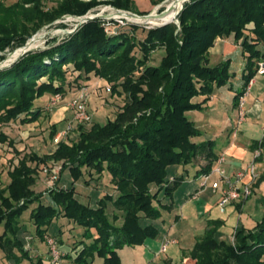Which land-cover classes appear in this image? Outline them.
<instances>
[{"label": "trees", "instance_id": "16d2710c", "mask_svg": "<svg viewBox=\"0 0 264 264\" xmlns=\"http://www.w3.org/2000/svg\"><path fill=\"white\" fill-rule=\"evenodd\" d=\"M151 1L156 6L167 0ZM100 5L125 11L136 7L133 0H62L57 8L44 11L43 0H19L11 6L0 2V52L14 42L23 47L62 15L82 16ZM179 20L180 32L167 25L142 31L137 42L129 30L138 27L94 19L63 40L53 39L46 49L28 52L11 67L0 69V125L35 123L43 112L37 100L44 95L65 97L98 79L105 81L112 96L126 100L113 121L93 124L79 134L77 143L62 140L52 154L24 156L9 173V185L0 190V251L7 264H44L42 257L31 256L26 240L44 251L50 239L56 240L62 258L73 264L95 260L122 264L118 251L159 236L153 222L162 218L163 211H171L172 204L162 202L172 201L184 180L170 179V168H186L202 158L206 164L195 178L212 171L220 157L217 144L198 142L202 132L186 113L201 111L215 89L233 77L230 60L215 66L209 61L216 41L229 37L241 46L246 59L243 85L235 97L238 104L258 64L264 62V0H192L184 5ZM162 48L160 64L150 65L153 53ZM138 49L140 56L135 54ZM199 97L203 101L194 102ZM53 161L62 162L70 186L61 185L59 177L46 193H36L37 177ZM86 170L95 172L97 180L87 179ZM104 177L108 181L103 182ZM79 182L88 189L107 183V194L92 207L79 200ZM109 204L122 213V226L114 224L118 214L110 220ZM220 224L216 222L196 243L191 257L197 264H264V217L252 229H237L231 243L216 239ZM64 227L83 232L64 241ZM70 240L75 241L73 248L62 250Z\"/></svg>", "mask_w": 264, "mask_h": 264}, {"label": "crops", "instance_id": "0c3cea01", "mask_svg": "<svg viewBox=\"0 0 264 264\" xmlns=\"http://www.w3.org/2000/svg\"><path fill=\"white\" fill-rule=\"evenodd\" d=\"M234 42L235 41L233 37L219 39L209 52V58L212 65H218L227 60H230L231 62L234 59L239 60L240 63H238L235 68H233V72L231 67L233 77L231 78L230 82L225 87L215 89L214 93L209 97L207 103L203 106L201 111L189 112L187 116L188 118L189 115L193 116V120L190 118L189 119L202 132V137L197 139L198 142L205 140H214L216 142V152L218 153V156H224L225 162L223 164V168L228 174L233 176V173H246L251 162L256 164L258 172L257 179L252 182V179L246 175L239 185L241 188L244 185L251 184L253 195V188L255 187L256 183L264 179V75L256 73L254 76L250 94L246 97V117L244 121L239 124V108L238 104L236 105L235 97L237 91H240L243 85L246 59L243 56L241 48L240 54L230 57V55L227 53V48L230 46L232 47V45L235 44ZM235 47L236 49L239 48L238 45ZM238 57H240V59ZM232 65L233 63H231V66ZM98 80L101 84L105 83L103 80ZM76 94L77 92L69 93L64 97L63 101L60 103L62 115L67 114L68 102L65 103L66 98H74ZM203 99L204 97H199L196 98L194 102L200 103L203 101ZM197 113L201 114V116H197ZM205 164L206 161L203 159L199 163L194 162V164L190 165L193 171L190 170V166L186 168L181 166L170 168V179L183 177L184 180L182 184H184L185 181L187 182L185 186L187 193L183 192L184 195L179 194L178 196L175 192L174 196L176 199L173 197L172 201H167V199H165L162 202L163 205L172 204L173 207L171 211H163L162 218L153 222L154 225H156L160 230L159 236L156 239H149L142 246L126 247L124 249H127L133 253L141 254L142 258L146 259V261L143 260L145 264H197L196 261L191 257V252L194 249L196 243L206 236L207 232L214 227L216 222L221 223L215 235L216 239L230 243L234 241V235L237 229H252L257 225V223L261 222L262 218L264 217V209H257L252 217L251 215L248 218L244 216L246 204L249 198L252 196L251 195L247 200L229 204L226 207L224 213L219 211L221 215H227V218L222 219L221 216L219 220L216 221L212 220L211 218L208 219L205 225L202 224V226L199 228L201 232H168L174 224L176 225L177 223H184L185 219L191 216V211H186V207L191 203L194 205V210L196 207L195 205H197V214H199L200 218L203 216L201 212L211 215L213 211L219 209L218 202L221 197L220 193L214 194L211 187L210 193L215 196V202L212 205L206 201L205 196L207 188L210 186V182H212V184L216 182L219 179V175L213 174L205 189H201V177L195 178L197 172L201 170ZM189 170L192 172V174H190ZM185 171L189 176L193 175V178L186 179L184 174ZM180 172H182V175H180ZM103 180V182L108 181L106 177H104ZM77 186L80 187L82 191L84 189L89 190L87 192L88 195L86 198L88 204L92 207L97 206L99 200L107 194L106 190H108L106 186L103 187V189L100 187L98 189H88L81 185L79 186V183L76 184V187ZM76 192L79 200L82 201L85 198L84 194L79 193L77 190ZM227 208H229L228 212L232 209L234 213H228ZM167 213H175V216L172 218L174 223L168 230L165 229L167 221L165 219V215ZM234 215H236V218H234ZM233 219H237V227L229 232V230H227V224L233 221ZM63 230L65 231V227ZM76 231L81 234L83 229L78 228ZM187 234L189 235L187 236ZM74 243V240L68 241L67 244L62 247V250L70 251L73 248ZM167 244L172 245L168 246L166 251H164L163 245ZM31 248L33 253L31 256L33 258L42 257L43 263L49 264L46 256L43 254L44 251H41V248H38L34 244L31 246ZM122 250L118 251L121 261ZM162 255L164 256L160 258ZM95 263L102 264V261L95 260L93 264ZM23 264H29V262H24ZM59 264H73V262L69 259L62 258Z\"/></svg>", "mask_w": 264, "mask_h": 264}, {"label": "rangeland", "instance_id": "374dc122", "mask_svg": "<svg viewBox=\"0 0 264 264\" xmlns=\"http://www.w3.org/2000/svg\"><path fill=\"white\" fill-rule=\"evenodd\" d=\"M82 1L85 3H89L91 0H82ZM133 1L135 3L136 7H134L133 10H131V11L116 9V8L112 7L111 5H100V6H96L92 9H90L89 11H87L82 16L77 17V16H73V15H62L61 17H58L53 24L52 23L51 24H48V23L45 24L44 27H42L40 30H38V32L36 34L32 35L33 38L36 40L33 43H31L30 45L33 44L35 46V48L30 50L29 52L46 49L47 46L49 45L50 41H52L53 39H57L58 41L63 40V38H65L68 35L67 32L73 30L76 27V25L78 24V22L75 18H87V17L91 18L92 17L94 19H101L105 24L114 22V24H116V26L119 25V26H122L124 28H126L128 25H134V26L138 27V30L130 29L129 33L131 35L134 33L135 36H137V38H136L137 42H140V40L138 39V36L140 38V34L142 33V31L157 29V28L167 26V25L176 26L178 29V32H180L181 31V24H180V20H179L180 13L183 10L184 5L186 3L191 2L192 0H188L186 3L180 5L173 13L168 11V6H167V5H169V3L172 0L164 1V2H162L156 6H153V3L151 0H133ZM0 2H3L6 6H11V5H14L17 2H19V0H0ZM61 2H62V0H43L44 11H49V10L57 8L58 4ZM118 11H121V12L126 13V14H136L137 16H140V17L152 15L154 20H153L152 24H146L141 20H136L137 21L136 22L137 24H136L134 22L128 21L127 19H124V17H122V18L115 17L116 16L115 14ZM178 11H180V12L177 15ZM141 13H144V14H141ZM97 16H102V17H105L107 19L97 18ZM164 23H167V24L163 25ZM159 24H161V25H159ZM62 25L64 27H62ZM154 25H159V26H154ZM30 42H31L30 39L27 40L26 44L23 47L17 46L16 42H14V43H12V46L7 48L4 52H0V59L3 58V60L0 61V67L6 66L7 68H9L12 65H14L22 56L25 55V54H23L22 56H20L21 49L27 47L26 46L27 43H30ZM234 43L235 44H233L232 47L230 46L227 48V53L230 55V57L234 56L236 54H240V52H241L240 50L242 49L239 44H237L236 42H234ZM237 45L239 46L238 49H236V47H235ZM135 54L137 56L141 55L139 53V49L135 51ZM164 54H165L164 48L156 50L153 53V55L151 57V61L149 64L152 66L159 65ZM239 56H241V55H239ZM238 58L240 59V57H238ZM209 61L211 64L210 58H209ZM212 61H215V60H212ZM231 63H233V65L231 66L232 72H233V70H234L233 68H235L236 65L240 62H239V60L234 59ZM214 65L215 64H213L212 66H214ZM70 69L72 70L73 67H71ZM70 80H73V78H71ZM98 81L92 82V84L90 86L92 88H91V97H90L89 104H88V114L90 115L92 122L90 124H84V123L83 124H75V123H73L74 124L73 125L74 131L72 132V134L68 138L69 141H71L72 143H77L79 140V134H81L82 131H84V130H89L93 124L104 125L109 120L113 121L115 119L117 113L121 110L122 106L126 102L125 96H122V97L112 96L111 92H110V88H109V90L107 89L108 88L107 84L106 83L101 84L100 81L99 82ZM53 96L54 95L46 94L42 98L37 100V104H39V103L41 104V106L39 108H41L43 110L42 116L40 117V119L37 122L32 123V124H28V125H21L19 121H16V122H11L8 124L0 125V136H2L1 138H3V137L5 138V139L3 138L4 140H2L0 138V190L5 189L9 185V183H10L9 173L13 170V168L15 166L18 165L19 161L24 156H29L31 154H37V155L42 157V156H45L47 154H52L57 149V145L54 143L55 137H53V135H52L53 128L55 126H57L59 133H60V131L61 132L64 131L66 129V127L69 125V123L72 122L74 112H73V110L67 108V114L62 115V110H61L60 104L57 106L51 107L50 103H51V99ZM72 99H73V97L72 98H70V97L66 98L65 103L71 102ZM69 112H71V113H69ZM188 113H186V114H188ZM63 116H65V117H63ZM197 116H201V114L197 113ZM189 118L191 120H193L192 115H189ZM200 161H202V158L197 159L195 161V163H199ZM251 164H252V162L250 163V165ZM250 165H249V167H250ZM32 166H34V165H32ZM50 166L60 169L59 177H63L61 180V185H64L67 187L70 186L71 180L68 178L67 173L66 174L62 173V162L53 161L52 163H50ZM173 167H175V166H173ZM173 167H171V168H173ZM190 170L193 171L191 166H190ZM190 170H189V172H190ZM63 174H64V176H63ZM184 174H185L186 179H192L193 178V175L189 176L186 171L184 172ZM190 174H192V172H190ZM180 175H182V172H180ZM97 176L98 175L95 172H93V171L89 172L86 170V178L87 179L92 178V182L97 180ZM49 181H50L49 177H47L46 175L41 173L37 177V183H36V186H34L33 190L36 193H43V192L46 193L47 190L50 189L49 186H51ZM186 184H187V182L185 181L184 184L179 186V188L176 191V195H178V196H179V194L184 195L183 192L187 193L186 187H185ZM211 184H212V182H210V186H209V188H207V192H206L205 196H206V201L212 205L215 202V196L210 193L211 187H212ZM55 185H57V182L54 183L52 186H55ZM80 185H81V182H79V186ZM99 185H100L99 187L103 189V187H105L107 185V183H102ZM255 187L253 188L254 189L253 195L249 198V200L247 201V204H246L244 216H246L247 218L250 215L252 217L257 209H261V210L264 209V179H262L261 181H258L256 183ZM96 188H98V187L96 186ZM76 190L79 193L84 194L85 198L82 200V202L88 203L86 197L88 195L87 192L89 190L84 189L82 191L80 189V187H78V186L76 187ZM174 198L176 199L175 196H174ZM192 204L193 203H191L190 205H188L186 207V211L187 210L191 211V216H189V218H186L184 223H181V224L177 223L176 225L174 224L173 227L168 232H174V233H177V232H201V230L199 228L202 226V224L205 225V223L207 222L208 219L211 218L212 220L216 221V220H219V218L221 216H222V219L227 218L226 217L227 215L225 216V215L220 214L219 209L213 211L211 215H209L208 213H205V212H201L203 216H202V218H200L199 214H197V209H196L197 205H195L196 207L194 210L193 209L194 205H192ZM228 209L229 208H227V212H228ZM229 212H230V214L234 213L232 209ZM107 213H108L111 221L113 220L112 215L114 213L118 214L120 219L118 221H116L114 224L116 226H122L123 225V218L121 216L122 213L116 212V210H114V208L112 207L111 204L108 205ZM29 214H30V211H28L26 213V215L24 216V219L22 221L21 225L24 228H26ZM174 216H175V213H172V214L167 213L165 215V219L167 220L165 229L168 230L170 228V226L174 223V221L172 219ZM234 216H235L234 218H236V215H234ZM246 217H244V218H246ZM190 222H192V223H190ZM237 223H238L237 219H235V220L233 219V221H231L227 224V226H228L227 230H229V232H231L235 227H237L236 226ZM196 228H198V229H196ZM55 232H56V229H55V227H53L51 230V235H55L56 234ZM73 234L77 235V231L76 230H70V227H65V235L66 236H64V238H62V239L64 241H66V237L70 236V235L72 236ZM188 235L189 234H187V236ZM53 240L56 241L55 239H53ZM26 242H28L27 247L29 246V250L31 251L30 254H33L32 248H31V246H33V241L32 240H26ZM170 243H171V240H170ZM170 245H172V244H169V245L167 244L164 251H166V249ZM41 247H43V246H41ZM49 248H50V245L46 246V249H44V253H43L46 256L47 261L49 262V264H59L61 262L62 258L58 262L55 263V261H53L52 254L48 253L49 251H51V249H49ZM163 256L164 255H162L160 258H162ZM143 260L146 261V259L142 258V255L139 253H133L127 249L122 250V264H145ZM0 264H7L6 260L3 258V253L1 251H0ZM95 264H98V263H95Z\"/></svg>", "mask_w": 264, "mask_h": 264}, {"label": "built area", "instance_id": "2783aa9c", "mask_svg": "<svg viewBox=\"0 0 264 264\" xmlns=\"http://www.w3.org/2000/svg\"><path fill=\"white\" fill-rule=\"evenodd\" d=\"M120 11L117 13L119 14ZM92 18V17H91ZM105 18V17H104ZM139 17H132L131 20L128 21L136 23L135 19ZM78 22L76 27L69 31V34L74 33L81 25L85 24V18H75ZM107 19V18H105ZM94 20V18H93ZM137 24V23H136ZM258 74L264 75V62H260L258 64ZM253 84V79L250 81L249 85L245 88L243 94L238 99V108H239V121L241 124L246 117V97L250 94L251 86ZM91 88L92 87H83L81 88L75 97L67 104V108L73 110L74 116L72 122L66 127V129L60 133H58L54 139V143L56 145L60 144L62 140H67L69 136L74 131V124H90L92 119L88 114V104L91 97ZM109 90V88H107ZM64 97L61 94H56L52 97L50 106L54 107L59 105L63 101ZM225 162L224 156H220L217 160L214 168L209 174H205L200 178L201 189H205L207 184L213 174L219 175V179L213 183L212 191L214 194L220 193L221 197L218 202V208L221 213H224L226 207L234 202H240L242 200H247L252 195V187L251 184L244 185L240 188V183L243 181L244 177L247 175L254 182L258 177L256 164L253 162L248 171L242 173H233V176L228 174L227 171L223 168V164ZM44 175L49 177V183L52 186L59 179L60 169L56 167H45L42 171ZM49 245L51 247V252L53 256V261L58 262L62 258V253L58 250L56 243L53 240H49ZM166 245L163 246V250H165Z\"/></svg>", "mask_w": 264, "mask_h": 264}, {"label": "bare ground", "instance_id": "6f19581e", "mask_svg": "<svg viewBox=\"0 0 264 264\" xmlns=\"http://www.w3.org/2000/svg\"><path fill=\"white\" fill-rule=\"evenodd\" d=\"M188 0H172L170 3H169V5H167L168 6V11L169 12H174L180 5H182V4H184V3H186ZM182 9V8H181ZM179 12L180 11H178L177 12V15L179 14ZM116 16L115 17H118V18H122V17H124V19H129V20H131L132 19V17H130L128 14H126V13H121V14H118V13H116L115 14ZM165 15V14H164ZM74 20V19H73ZM136 20H141V21H143L144 23H146V24H152V22H153V20H154V18H153V16H152V18H147V19H143V18H137V19H135V21ZM169 23V22H168ZM165 24V23H164ZM159 25H161V24H159ZM159 25H154V26H159ZM31 44V43H30ZM28 45L27 47H25V48H23V49H21V54H20V56H22L23 54H25L27 51H29V50H32L33 48H35V46L32 44V45ZM19 56V57H20ZM18 57V58H19ZM17 58V59H18ZM14 62V61H13ZM12 63V62H11ZM10 64V63H9Z\"/></svg>", "mask_w": 264, "mask_h": 264}, {"label": "water", "instance_id": "95a60500", "mask_svg": "<svg viewBox=\"0 0 264 264\" xmlns=\"http://www.w3.org/2000/svg\"><path fill=\"white\" fill-rule=\"evenodd\" d=\"M121 13H123V12L120 11L119 14H121ZM128 15H129L130 17H139V18H143V19L152 18V15L142 16V17L137 16L136 14H128ZM97 18H104V17H102V16H97ZM91 20H93V18L87 17V18H85L84 22L87 23V22H89V21H91ZM166 24H167V23H165V24H163V25H166ZM67 34H69V32H67ZM30 40H31L30 43H33L36 39H34L33 37H31ZM30 43H27L26 46H28ZM29 51H30V50H29ZM29 51H27L25 54H27ZM4 68H7V67H6V66H5V67H4V66L0 67V69H4Z\"/></svg>", "mask_w": 264, "mask_h": 264}]
</instances>
